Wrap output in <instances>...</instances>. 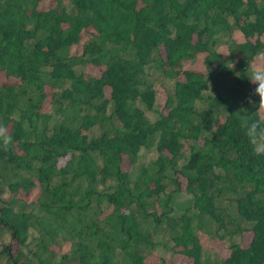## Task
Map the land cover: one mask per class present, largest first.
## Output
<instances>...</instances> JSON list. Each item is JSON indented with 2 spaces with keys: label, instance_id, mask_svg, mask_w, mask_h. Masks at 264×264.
Returning a JSON list of instances; mask_svg holds the SVG:
<instances>
[{
  "label": "trees",
  "instance_id": "16d2710c",
  "mask_svg": "<svg viewBox=\"0 0 264 264\" xmlns=\"http://www.w3.org/2000/svg\"><path fill=\"white\" fill-rule=\"evenodd\" d=\"M256 60L264 0H0V264H264Z\"/></svg>",
  "mask_w": 264,
  "mask_h": 264
},
{
  "label": "clouds",
  "instance_id": "9594fccd",
  "mask_svg": "<svg viewBox=\"0 0 264 264\" xmlns=\"http://www.w3.org/2000/svg\"><path fill=\"white\" fill-rule=\"evenodd\" d=\"M251 84L255 85L253 95L259 97L258 108L256 113H264V61H258L252 68L250 74L247 75ZM253 103L251 99L248 101ZM242 112H247L246 109H241ZM245 117V123L242 127L245 130V135L248 138L249 143L253 147V151L257 155H264V115H260L256 119L248 120ZM12 137L8 133L6 126L0 124V145L8 147L12 144Z\"/></svg>",
  "mask_w": 264,
  "mask_h": 264
},
{
  "label": "rangeland",
  "instance_id": "374dc122",
  "mask_svg": "<svg viewBox=\"0 0 264 264\" xmlns=\"http://www.w3.org/2000/svg\"><path fill=\"white\" fill-rule=\"evenodd\" d=\"M222 44H223V42H222ZM222 47L225 48L224 45H222ZM258 61H260V60H256L253 65H255ZM153 150H154V147L143 148L139 153V162H144V161L147 162V161H150L151 159H153V157H154V151ZM219 249H221V248H219ZM208 254H209L210 258H216L219 255L218 253L210 252V251L208 252Z\"/></svg>",
  "mask_w": 264,
  "mask_h": 264
}]
</instances>
